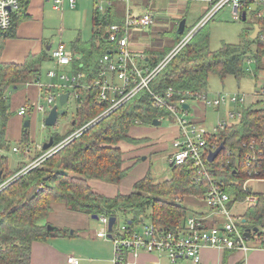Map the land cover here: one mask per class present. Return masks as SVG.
<instances>
[{
  "label": "trees",
  "instance_id": "1",
  "mask_svg": "<svg viewBox=\"0 0 264 264\" xmlns=\"http://www.w3.org/2000/svg\"><path fill=\"white\" fill-rule=\"evenodd\" d=\"M30 1L19 0V9L12 15L10 28L0 31V184L7 181L0 189V264H31L32 244L69 236L66 229L54 227L53 232L46 230L47 223L44 221L56 204L80 215L122 217L132 224L143 216L155 228L169 231L175 229L188 214H199L189 210L182 202L187 198L202 199L208 180L216 182L233 197L232 200L241 201L244 198L242 186L247 181L244 157L252 143L256 150H261L264 139V107L261 104L244 109L239 123L215 134L213 141L217 147L222 143L223 149L213 162L206 164V174L199 175L188 166L171 167V178L155 183L146 173L135 182L132 191L112 197L96 193L89 185L90 180L119 185L131 168L124 166V154L118 144L139 146L144 143L146 138H133L130 130L141 124L152 125V121L165 115L163 111L152 108L150 97L145 92H140L118 110L95 122L39 166L20 175L17 174L25 166L24 163L13 170L7 169V157L1 153L10 146L6 139L7 124L13 117L9 110V94L35 80L38 82L42 65L50 62V52L45 50L48 45H44L40 53L27 55L22 63L1 61L6 42L15 40L19 24L30 19L27 15ZM252 6L254 10H251ZM242 12L246 14L245 23L248 14L253 21L243 28L237 44L221 43L219 49L211 51L207 26L201 27L164 71L153 79L150 88L171 87L197 92L207 87L208 78L213 74L222 81L228 76L237 81L250 76L245 69L246 61L253 60L255 71L258 70L264 57V0H241ZM114 14L113 11L107 14L102 25L92 14L91 38L82 40L78 32L77 38L68 46L73 54L70 71L83 74L80 83L85 86L97 71L98 59L110 48L104 42L103 28L118 22ZM254 25L259 33L251 40ZM173 36L175 43L181 38L176 32ZM155 51L147 53L150 58L146 57V66L153 68L168 54V51L163 54ZM41 93L44 96L47 90L42 89ZM80 94L82 103L75 108L70 128L63 135H51L53 145L63 142L68 135L106 110L107 105L95 101L94 89H85ZM29 142L28 128L23 127L19 145ZM261 175L264 177V170ZM243 218L253 227L263 226L264 193L254 206L248 207ZM253 237L264 247V232H256ZM228 253L224 252L221 264H226Z\"/></svg>",
  "mask_w": 264,
  "mask_h": 264
},
{
  "label": "built area",
  "instance_id": "2",
  "mask_svg": "<svg viewBox=\"0 0 264 264\" xmlns=\"http://www.w3.org/2000/svg\"><path fill=\"white\" fill-rule=\"evenodd\" d=\"M47 1L51 2L55 11L61 12L65 6L72 10L77 7V0ZM84 1L92 4V14L99 20L100 25L107 14L112 11L115 13L114 17L118 19V22L108 24L103 28L104 42L110 48L98 59L97 71L85 86L80 83V79L84 75L79 72L73 74L70 71L73 59L72 51L63 43L51 46L49 49L50 61L53 67L45 74L49 82L47 85L37 82L41 90H47V94L44 95L46 98L44 104H35L31 110L43 115L47 114L60 96L54 91L63 92L65 89H69L68 92L77 106L82 103L80 92L85 89H94L95 101L107 105L106 110L68 135L63 142L52 145L43 151L42 155L23 167L17 175L39 166L66 143L79 136L98 120L118 110L140 92L149 95L152 108L166 113V117L161 121L158 120L160 122L166 120L175 128L174 138L170 142V153L166 158L168 165L171 167L188 166L199 175L206 174V164L209 163L207 158L217 147L216 142L213 141L215 134L230 125L239 123L244 109L259 104L264 107V88L253 93H241L240 91L210 93L207 90H202L199 94L190 91H178V94H174L171 89L165 92L151 91L149 86L161 66L167 64L168 60L186 44V40L190 39L199 27L212 20L220 9L230 5L233 19L240 20L241 1L219 0L213 3L204 17L194 26L193 31L191 30L190 34L188 33L176 45V50L168 53L152 70L146 66L145 56L132 51L130 43L134 31L145 30L152 25V12L148 8L154 0ZM259 1L263 2V0ZM18 9L19 0H0V31L10 28L12 15ZM66 69L68 70L66 71ZM190 100H194L196 103L200 102L206 109L225 108L227 110L225 118H218L215 125L211 126V130H208L204 124L191 120L189 114L191 106L188 104ZM185 104L188 108L183 107ZM46 105H48L47 110ZM29 108L28 106L20 107L17 111L18 115H25ZM136 124L140 123L136 122ZM262 149L256 150L253 143L248 147L249 151L244 157L247 181L242 186L244 198L241 201L232 200L233 197L226 194L216 182L208 180V187L202 195L201 202L209 212L208 216L215 220L211 225L207 223L206 217L188 214L176 225L175 229L167 231L155 228L151 221L142 216L135 224H132L128 219L122 224H118L117 218H115L112 230L109 232L107 229L109 217L97 215V220L104 229L98 230L95 236L108 239L113 244L112 264H135L141 254L165 258L169 264H174L179 260L200 264V252L204 248L224 252H249L251 247L246 246L248 239L252 240L254 244L257 243L256 237H253L252 229L257 228V233L264 232V223L261 227H253L249 223L247 224L243 218L248 207L254 206L263 194L257 190L259 187L255 189L248 185V182L264 183V177L261 175L264 170V139L262 140ZM12 151L18 152L16 148H13ZM195 181L198 183L197 180ZM6 183H1L0 189L4 188ZM218 218L221 220H217ZM248 229L250 237L246 239L244 233ZM67 264H79V260L69 257Z\"/></svg>",
  "mask_w": 264,
  "mask_h": 264
},
{
  "label": "rangeland",
  "instance_id": "3",
  "mask_svg": "<svg viewBox=\"0 0 264 264\" xmlns=\"http://www.w3.org/2000/svg\"><path fill=\"white\" fill-rule=\"evenodd\" d=\"M40 2L41 0H31L29 12H32L33 16L30 20L18 26L16 33L17 38L15 40H9L6 42L2 51L4 52L5 50L4 54L21 53L25 48L28 50V52L32 51V44H30L28 41L36 37L42 38L44 45L51 44L52 47L58 43H63L68 47L77 38L78 32L81 34L82 40H88L91 38L92 4L85 2L84 0H77V7L75 10H72L66 6L60 12L54 11L52 9L51 2L44 3L43 7L40 5ZM157 4V2L151 3L148 10L153 12L155 7L157 8ZM251 10H254V6L251 7ZM152 17V25L148 29H137V31H134L132 35L136 42H153L152 45L145 47L146 49L144 52H139L145 56V58L149 57L147 53H151L149 52L150 50H156L162 54L166 51L170 53L172 50H176V45L182 40L183 37L187 36L188 33L190 34L191 30L193 31L194 26L197 25L195 24L187 32L185 31V28H183L184 32L180 36V40L175 43V37L173 36L174 32H176H173L175 26H172V30L166 33L171 25H169V23L166 24L165 17L162 16V14L155 15L153 13ZM252 20L253 18L250 14L247 15L246 23L244 21L234 20L231 15V9L227 5L220 9L215 14L212 21L210 20L203 25L207 26V31L209 32L210 50L213 51L219 49L221 47V43L237 44L239 42V36L243 31L242 29L246 27V25L252 23ZM175 23L176 22L173 24ZM27 30L33 34L28 35ZM60 31L61 34H59ZM144 31H147L150 37H153V39L150 40V37L143 33ZM193 36H191V38ZM191 38L187 39L186 43L191 40ZM178 52H176L168 60L167 64L161 66L160 70L155 74V77L164 71V69L168 66L170 61ZM50 64V62H47L42 65L43 74H45ZM148 68L149 70L153 69L151 67ZM255 68L256 64L253 60L246 61L245 69L248 72L255 71ZM257 72L258 71L256 70V74ZM260 81L261 78L258 80L259 84H261ZM252 84L253 82L250 79V76L244 78V80L242 79L241 81H237L234 77L228 76L222 81L217 75L213 74L209 76L207 87L205 89H201L197 92H190L199 94L202 90H207L210 93H234L238 91L241 93H250ZM149 89L151 91L157 90L160 92H165L171 89L174 94H178V91H189L176 90L171 87L167 89L152 90L149 86ZM65 91H69V89H65ZM54 93L58 94L61 92L55 90ZM55 104L58 105V99ZM188 104L191 106V110L189 112L191 115V120L204 124L208 130H211V126L215 125L218 118H225V113L227 111L225 108H221L220 110L206 109L201 105L200 102L196 103L194 100H190ZM47 109L48 105H46V110ZM73 109V100L71 98L63 107V110H65L66 113H64L62 116L59 115L57 117L56 123L50 127L43 125L46 115L40 114L39 116L33 117L32 113H26L20 126L23 130L24 122L27 121L29 123L28 134L30 142L26 143L25 145H19L12 140L8 141L10 144L9 148L1 153V155L4 157H7V169L13 170L20 163H24L26 166L27 164L34 162L37 157L42 155L43 150L39 149L44 146L51 135H63L65 134V131L69 129V124L75 113ZM164 117H166V113L164 116H161L158 119L161 121ZM174 132L175 128L171 126V123L167 122L166 120L162 121L160 126L153 127L152 125L141 124L140 126L133 127L129 132L130 136L139 139L146 138L147 140L144 143H141L139 146L122 142L118 144V147L124 154V166L130 167L131 169L128 171L126 177L118 186L112 188L111 190L108 189L105 192L108 193L112 190H115L114 194H127L133 190L135 182L139 181L146 173L150 174L155 183L170 179L172 168L169 167L168 163L166 162V158L170 153V142L174 138ZM13 148H16L18 152H13ZM248 185L253 186L255 189L259 187L257 190H259L261 193H264V183L256 184L254 182H248ZM182 204L189 206V210L195 211L197 209V206H195L193 203H186L185 200H183ZM124 221V218L117 217L118 224H122ZM45 222L47 223V226L52 227V225H60L62 228H67L70 234L67 238L53 237L52 239L47 240L45 243H47L48 246L63 248L64 250L62 251V254L64 255L71 252V255L79 260V264H112L113 244H111L108 239L97 241L95 237V234L98 232V230L104 229L98 220H93L90 216L84 214L80 215L78 213L72 214L68 212L57 213V211H51ZM72 232H74L73 235H71ZM251 245H253V242L252 240L248 239L246 246L249 248ZM165 264L169 263L167 262ZM176 264L191 263L179 260Z\"/></svg>",
  "mask_w": 264,
  "mask_h": 264
},
{
  "label": "crops",
  "instance_id": "4",
  "mask_svg": "<svg viewBox=\"0 0 264 264\" xmlns=\"http://www.w3.org/2000/svg\"><path fill=\"white\" fill-rule=\"evenodd\" d=\"M217 1H219V0H154L152 2H154V3L157 2L158 4H157V8L155 7V9L153 10L152 13L155 15L156 14H159V15L162 14V16H164L166 19V21H165L166 24L169 23V25H171L169 30H172V26H175L174 30L176 31L178 24L182 20L185 21L184 28L188 30V29L192 28L195 24H197V22L202 17H204V14H206L207 11L211 8V5ZM46 2H48V1L47 0H41L40 5L43 7L44 6L43 4ZM30 3H31V1H30ZM30 3H29V5H30ZM227 6L231 9L230 5H227ZM29 7L27 9V15L31 19L33 14H32V12L31 13L29 12ZM174 22H176V23L173 24ZM23 23L24 22H22L20 24H23ZM254 26H256V25H254ZM169 30H167L166 33L169 32ZM242 30H244V29H242ZM27 32H28V35L33 34L29 30H27ZM143 33L146 36L150 37V35L147 31H144ZM252 33H251V35H252ZM239 38H240V36H239ZM152 39H153V37L152 38L150 37V40H152ZM142 40H145V39H142ZM28 42L30 44H32L31 45L32 51L28 52V50H26V48H25L24 50H22L21 53L4 54V52H5V50H4V52L2 53L1 61L8 62V63H15V64L22 63L24 58L27 55L40 53L41 49H43V47H44L43 39L39 38V37H36V38H34ZM262 43L264 44V37L262 38ZM152 44H153V42L152 43H150V42L141 43L140 41L136 42L132 37V42L130 43V48L135 53L144 52L146 49L145 47L148 45H152ZM157 44H159V43H157ZM48 46L51 47V44L50 45L48 44ZM50 63H51V61H50ZM52 67H53V65L51 63L50 66H48L45 74ZM67 70L68 69H66V71ZM257 71H258L257 74H256V71L249 72L250 79L253 82L252 88H251L252 93L256 90H259L260 88H264V57L261 58L260 67L258 68ZM45 74H43V69H42L41 75L38 78V82H40L43 85H47L49 82L46 79ZM246 77H249V76H245L244 78H246ZM259 78H261V81H260L261 84L258 83ZM41 92H42V90L40 89L37 81L35 80V82L28 84L24 87L18 88L17 90H15L9 94V97H10V108H9V110H10V112L13 113V117L9 120V122L7 124V127H8L7 132H6L7 141L12 140V141L16 142L17 144H19V140H20L21 133H22V128H21L20 124L22 123V121L24 119V115L23 116L18 115L17 111L19 110L20 107H22V106L30 107L28 109L27 113H32L33 117L39 116L41 114V113H38L35 111H31V107L34 106L35 104H44V99L46 98V96H42ZM63 93H68V95H69L68 100L71 99V95L69 94L68 91H65V90L61 93H58V95H62ZM73 106H74L73 110L75 111V108H77V105L74 102H73ZM174 134H175V132H174ZM48 140L46 143L49 142ZM42 148L39 150H42ZM89 185H91L92 189L96 193L102 192L100 194H103L106 197L114 196L115 190L114 191L112 190L108 193L105 191H107L108 189L111 190L112 188H115L116 186H118L115 184H106V183H103V182H100L97 180L96 181H94V180L90 181ZM185 201H186V203L187 202L193 203L195 206H197V209L195 211L199 213L198 215H201L202 217H206L207 218L206 221L209 225H211L215 221L212 217L208 216L209 212L203 206V202H201V199L196 200L194 198H187V200H185ZM187 207H189V206H187ZM52 211H57V213H60V212L67 213L68 212V213L74 214L73 212L67 211L63 207V205H60V204L54 205L52 208ZM217 220H221V218H218ZM44 223H45V221H44ZM53 227L58 228V229L68 230L67 228H64V227L62 228L60 225L53 226ZM73 234H74V232H72L71 235H73ZM58 238H63V237H58ZM64 238H67V237H64ZM96 240L101 241L102 238H96ZM31 247H32L31 261H30L31 264H67V259L69 257H73L71 255V252L64 255V254H62V251L64 250L63 248H55L54 246L51 247V246H48L47 243H45V242L44 243H41V242L34 243L31 245ZM223 255H224V251L215 250V249H211V248H204L200 252V257H201V263L200 264H221ZM73 258H75V257H73ZM106 260H108V259H106ZM182 261L183 262H190V261H186V260H182ZM167 262L168 261L162 257H157L155 255H149V254H141L137 258L135 264H165ZM176 263H174V264H176ZM226 264H264V247H262L260 245V242L259 243L257 242L256 244H254V242H253V245H251V249L247 253H243L241 251L229 252L228 257L226 259Z\"/></svg>",
  "mask_w": 264,
  "mask_h": 264
},
{
  "label": "water",
  "instance_id": "5",
  "mask_svg": "<svg viewBox=\"0 0 264 264\" xmlns=\"http://www.w3.org/2000/svg\"><path fill=\"white\" fill-rule=\"evenodd\" d=\"M245 18H246V14L244 12H242L241 13L242 21H244ZM184 23H185V21L182 20L179 23L178 27H177L176 32H177V35H179V36H181L183 34V32H184L183 31ZM253 29H254V32L250 36L251 40H254L257 37L258 33H259V29H258L257 26H254ZM49 49H50V46H47V48L45 50L46 51H50ZM68 97H69L68 93H63L62 95L59 96L58 105L54 104L48 110L49 112H47L46 117H45V119L43 121V125L44 126H46V127L53 126L56 123L57 117L59 115H61V116L64 115L65 110H63V107L68 102ZM183 107L188 108V106L186 104ZM28 125H29V123L27 121H25L24 124H23V126L25 128H28L29 127ZM160 125H161V122L159 120L155 119L154 121H152V126L153 127L160 126ZM48 141H49L48 143L44 144V146L42 148L43 151H46L47 149H49L53 145V141H52L51 137H50V139ZM222 149H223V144L221 143V144H219L218 147H216L214 152L209 154V156L207 158V161L209 163L213 162L216 159L217 155L221 152ZM169 167H171V166H169ZM1 174L2 173L0 172V177H1ZM91 218L93 220H97L98 216H92ZM114 222H115V217L109 218L108 226H107V229H108L109 232L112 230L111 227L113 226ZM128 223H130V221H128ZM53 229H54L53 226L52 227L51 226H46V230L48 232H53ZM252 232L256 233L257 232V228H253ZM244 237L246 239H248L250 237V230L249 229L245 231Z\"/></svg>",
  "mask_w": 264,
  "mask_h": 264
}]
</instances>
